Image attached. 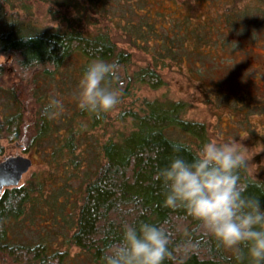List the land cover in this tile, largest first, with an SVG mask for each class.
Masks as SVG:
<instances>
[{
  "label": "trees",
  "instance_id": "1",
  "mask_svg": "<svg viewBox=\"0 0 264 264\" xmlns=\"http://www.w3.org/2000/svg\"><path fill=\"white\" fill-rule=\"evenodd\" d=\"M14 1L0 0V57L10 58L0 62V83L9 66L19 78L2 89L8 104L0 112V141L17 142L24 151L34 146H50L48 162L53 168L48 174L34 172L20 185L6 187L0 194V264L8 261L66 264L67 249L52 247L45 240L29 242L19 238L22 228L37 226L52 210L54 218L61 214L66 222L68 232L64 241L68 246H78L95 264H104L105 251L122 241L125 225L139 230L142 223L164 227L171 233L169 249L176 260L165 259L164 264H250L246 249H243L244 259L238 261L232 251L220 246L185 209L164 206L167 188L162 179L155 178L157 174L175 158L191 162L209 142L204 122L184 117L189 107L186 100L144 98L140 112L129 109L117 114L119 119L130 118L135 129L118 133L119 139L108 138L101 144L103 160L87 180L75 212L66 196L70 192L66 186L73 174L67 163L78 166L75 152L82 132L73 126L72 117L66 127L57 129L59 133L64 130L63 135H55L57 125L51 117L50 101L44 97L46 93L37 91L43 90L41 77L47 82V78L51 80L56 72L69 67L73 93L77 97L75 116L89 117L91 126L98 125L104 114L97 118L78 107L79 81L93 61L102 60L117 66L114 75L102 86L118 92L120 98L129 95L134 84H145L152 89L165 85L159 66L187 65L190 76L202 80L209 69L212 71L221 65L214 50L221 47L232 53L254 51L255 44L264 38V0H220L222 9L215 16L207 13L204 19H198L188 13L173 19L170 26L162 24V30L156 28L148 14L150 20L142 17L138 22L126 20L122 26L123 40L150 55L143 65L133 69L132 51L119 47L105 30L85 33L73 28L44 26L22 17L19 11H11ZM49 1L58 6L71 2ZM132 4L140 2L135 0ZM48 12L55 18L59 16L58 9L52 6L48 7ZM218 21L219 24L214 25ZM214 33L218 38L212 37ZM30 35L35 38L24 39ZM196 61L201 62V68L195 65ZM207 62H211L210 67ZM34 81L30 89L28 83ZM218 82L220 80L214 84ZM220 95L226 101H252L253 98L251 94L241 95L235 91L234 94L222 92L218 97ZM31 101L37 103L33 108H30ZM247 111L248 107L239 113ZM184 135L190 142L181 138ZM3 153L0 143V155ZM60 167L64 170L59 172ZM55 173V179L62 178L60 183L53 180ZM240 176L241 182L249 184L244 195L256 199L264 211V182L252 179L247 168L240 171ZM178 247L190 250L177 252Z\"/></svg>",
  "mask_w": 264,
  "mask_h": 264
},
{
  "label": "rangeland",
  "instance_id": "2",
  "mask_svg": "<svg viewBox=\"0 0 264 264\" xmlns=\"http://www.w3.org/2000/svg\"><path fill=\"white\" fill-rule=\"evenodd\" d=\"M132 1L135 2V0H71L68 5L58 6L49 0H15L10 6V10L19 11L22 17L30 18L48 27L73 28L85 33L105 30L117 41L119 47L132 51L133 65L131 68L133 69L137 65H143L150 55L123 40L125 35L122 26L126 20L132 19L138 22L141 17L147 20L151 19L156 23V28L162 30V24L170 26L173 19L188 13L194 14V18L198 17V19H204L207 13H212L215 16L221 11L223 5L220 0H139L140 4L138 5H133ZM50 6L58 9V17L55 18L48 12ZM217 24L219 21L214 25ZM212 37L218 38V35L214 33ZM253 48V52L249 50L247 53L240 51L232 53L231 50H223L221 47L217 51L214 50L221 65L218 64L212 71L209 69L206 77L202 80L190 76L187 65L180 67L177 65L159 66L158 69L166 81L165 85L152 89L145 84H134L130 94L121 97L116 108L108 115L104 114L102 122L95 126H91L89 117L75 116L77 97H75L76 93H73L74 84L68 74L69 67L56 72L53 79L47 78V82H43L44 78L40 76L41 81L39 82H41L43 90H38V94L46 93L44 97H47V100L50 102L58 100L62 105L56 109L51 107L52 112L57 113L51 116L54 117L55 125H57L54 127V134L63 135L65 131L60 130L62 132L59 133L57 129L66 127L67 120L72 117L73 126L81 129L80 132H82L80 145L75 152V158L79 159L78 166L67 163V168L73 174L69 177L66 186V189L70 191L66 193V196L73 203L74 211L76 212V206L80 203L79 199L87 180L92 178L99 162L103 160L101 144L108 138L119 139L118 133L135 129L130 118L119 119L117 114L129 109L140 112L144 98L149 100H186L189 107L184 113V117L204 122L209 141L236 140L237 143L244 145L250 158L247 162L248 174L252 179L264 182V38L260 39ZM9 59L1 56L0 62H7ZM195 65L202 67L200 61H196ZM206 65L210 67L211 62H207ZM17 80L19 78L10 70L9 66L4 74V81L0 83L1 113L8 104L2 89ZM216 80H220L217 85L214 84ZM34 84L35 81L30 82L28 87L32 89ZM225 91H232L233 94L235 91L241 95L251 94L253 98L252 101L222 100L221 95L219 97L218 95ZM30 104V108L37 105L33 101ZM247 107V112L239 113L241 109L244 110ZM181 138L188 140L185 135ZM0 143L4 147V153L0 155V159L3 156L17 153L32 158L33 163L23 175L21 183L34 172L44 171L48 174L47 171L53 168V165L48 162L50 146H34L31 150L24 151L23 146L17 142L1 139ZM62 170L64 167H60L58 171ZM53 176L55 183H60L62 178L59 176L55 179L56 173ZM62 197L60 199H63ZM49 215L53 217L51 218ZM54 217V210L48 212V215L37 226L22 228L19 238L29 242L45 240L52 247L67 249L66 264H95L78 246H68L64 241L68 232L66 230L68 228L65 226L66 222L62 220L61 214ZM6 264L17 263L8 261Z\"/></svg>",
  "mask_w": 264,
  "mask_h": 264
},
{
  "label": "clouds",
  "instance_id": "3",
  "mask_svg": "<svg viewBox=\"0 0 264 264\" xmlns=\"http://www.w3.org/2000/svg\"><path fill=\"white\" fill-rule=\"evenodd\" d=\"M33 35L24 37L34 39ZM115 64L93 61L79 81L78 107L95 114L110 113L120 103L118 92L102 86L116 70ZM53 109L62 107L52 100ZM53 111L51 115H56ZM188 123V120L184 121ZM245 146L236 140L209 141L191 162L175 158L155 177L167 188L164 206L183 208L200 222L225 250L235 254L238 261L247 250L250 264H264V211L256 199L244 195L249 187L241 182L240 171L248 166ZM171 233L164 227L142 223L137 228L125 225L123 239L110 246L103 256L104 264H164L176 260L169 249ZM195 247L194 245L192 246ZM189 248L176 249L177 252Z\"/></svg>",
  "mask_w": 264,
  "mask_h": 264
},
{
  "label": "water",
  "instance_id": "4",
  "mask_svg": "<svg viewBox=\"0 0 264 264\" xmlns=\"http://www.w3.org/2000/svg\"><path fill=\"white\" fill-rule=\"evenodd\" d=\"M32 163L30 156L21 153L3 156L0 159V194L6 187L20 185Z\"/></svg>",
  "mask_w": 264,
  "mask_h": 264
}]
</instances>
